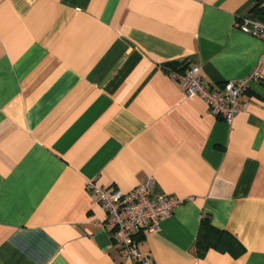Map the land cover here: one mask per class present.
<instances>
[{"label":"crops","instance_id":"obj_1","mask_svg":"<svg viewBox=\"0 0 264 264\" xmlns=\"http://www.w3.org/2000/svg\"><path fill=\"white\" fill-rule=\"evenodd\" d=\"M264 0H0V264H139L102 225L87 188L152 178L180 201L138 236L149 264H264V80L228 124L166 67L214 89L247 77ZM243 253L197 258L201 222Z\"/></svg>","mask_w":264,"mask_h":264},{"label":"built area","instance_id":"obj_2","mask_svg":"<svg viewBox=\"0 0 264 264\" xmlns=\"http://www.w3.org/2000/svg\"><path fill=\"white\" fill-rule=\"evenodd\" d=\"M235 25L253 37H264L263 23L237 17ZM174 76L186 97L200 98L213 115L228 124L246 111L248 102L243 97L250 84L264 80L261 64L244 79L224 83L219 89H214L205 82L199 68L195 66ZM87 188L93 193L96 203L106 215L102 227L119 246L122 254L139 264H149L148 257L143 256L138 249V236L157 231L160 223L172 215L180 201L168 196L155 195L152 178L128 192L102 189L93 182H88Z\"/></svg>","mask_w":264,"mask_h":264},{"label":"trees","instance_id":"obj_3","mask_svg":"<svg viewBox=\"0 0 264 264\" xmlns=\"http://www.w3.org/2000/svg\"><path fill=\"white\" fill-rule=\"evenodd\" d=\"M166 67L178 73L184 72L186 69V66L179 67L178 63H169ZM194 249L197 258H203L209 250L229 253L234 257H238L243 253V248L237 241L226 233L217 231L211 227L208 219H204L201 222Z\"/></svg>","mask_w":264,"mask_h":264}]
</instances>
